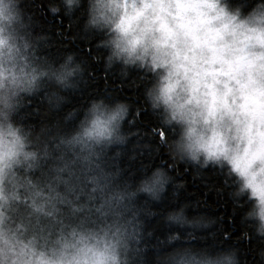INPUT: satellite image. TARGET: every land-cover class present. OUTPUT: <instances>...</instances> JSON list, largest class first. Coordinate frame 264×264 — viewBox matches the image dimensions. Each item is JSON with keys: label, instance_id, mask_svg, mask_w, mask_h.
I'll use <instances>...</instances> for the list:
<instances>
[{"label": "clouds", "instance_id": "obj_1", "mask_svg": "<svg viewBox=\"0 0 264 264\" xmlns=\"http://www.w3.org/2000/svg\"><path fill=\"white\" fill-rule=\"evenodd\" d=\"M78 10L91 62L142 103L100 95L65 109L93 77L87 58L53 57L25 0H0V264H148L149 202L184 187L170 174L180 164L218 170L216 191L244 209L242 235L264 243V0L47 2L52 16ZM145 111L169 162L143 165L133 181L120 160L133 137V148L149 147L134 127ZM188 208L164 214L188 231L152 245V264H242L235 247L180 242L216 223Z\"/></svg>", "mask_w": 264, "mask_h": 264}, {"label": "trees", "instance_id": "obj_2", "mask_svg": "<svg viewBox=\"0 0 264 264\" xmlns=\"http://www.w3.org/2000/svg\"><path fill=\"white\" fill-rule=\"evenodd\" d=\"M47 2L48 0H25V6L28 11L33 13L34 19L38 22L36 31L49 35L52 44V47L48 49L49 53L53 57H57L65 51H76L78 58H87V67L93 72V77L89 78L88 83L82 87L79 93L69 94L70 103L64 106L65 109L71 107L82 109L87 105L89 99L100 95L110 99L127 98L136 105L141 104L142 94L139 89L116 87L114 75L101 76L102 65L91 62V57L97 54V50L92 47L94 41L85 46L80 39L79 29L83 21L80 10L74 13L72 17H65L62 14L56 17L47 12ZM74 35L76 36L75 40L71 39ZM132 75L135 76L134 73ZM155 123L149 112H143L134 127L143 133L139 142L141 144L146 143L149 147L146 149L133 148V144L137 142V137H133L124 149L125 154L120 160V165L125 167V176H129L131 173L129 178L133 181L140 177L143 165H150L148 169L150 171L151 167H167L169 162L163 148H160L158 152L155 151L156 139L149 136ZM125 127L128 128L127 123ZM133 152H136L137 155L129 160L128 156ZM162 161L163 164H161ZM170 174L174 180L183 181L184 187L178 190L176 196H173V186L170 184L168 191L159 203L149 202V206L157 214L151 219H146V231L152 233L146 240L149 245L146 253L148 264H152L155 254L152 245H158L166 234L172 231L179 232L182 237L188 231V229L166 225L163 221V216L167 211L184 203L189 204L188 214L190 216L204 213L216 218V223L209 229L197 232L196 239L180 242H186L196 247H208L212 251L235 247L239 251L242 264H264V260L258 255L259 249L264 248V243H261L260 238L254 235H250L249 238L242 235L246 230L240 219L244 209L233 204L226 195V188L224 194L216 191V188H223V177L218 170L214 168L200 170L180 164L177 168L172 169ZM139 199L143 201L146 198L141 196ZM193 204H195L194 208L192 207ZM210 233H214V235Z\"/></svg>", "mask_w": 264, "mask_h": 264}]
</instances>
